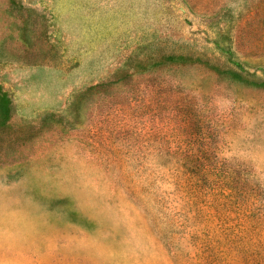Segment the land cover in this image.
Returning <instances> with one entry per match:
<instances>
[{"label":"rangeland","instance_id":"rangeland-1","mask_svg":"<svg viewBox=\"0 0 264 264\" xmlns=\"http://www.w3.org/2000/svg\"><path fill=\"white\" fill-rule=\"evenodd\" d=\"M0 264H264V0H0Z\"/></svg>","mask_w":264,"mask_h":264},{"label":"trees","instance_id":"trees-1","mask_svg":"<svg viewBox=\"0 0 264 264\" xmlns=\"http://www.w3.org/2000/svg\"><path fill=\"white\" fill-rule=\"evenodd\" d=\"M162 57H163V59H164V61H162V62H164V63H175V62H178V59L180 58V57H182L183 58V56H180V55H176V54H173V53H169V54H163L162 55Z\"/></svg>","mask_w":264,"mask_h":264}]
</instances>
